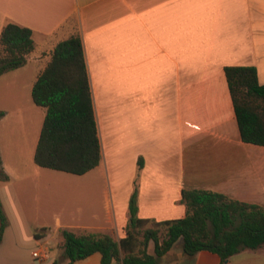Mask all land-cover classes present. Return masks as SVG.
Wrapping results in <instances>:
<instances>
[{"label": "crops", "instance_id": "obj_1", "mask_svg": "<svg viewBox=\"0 0 264 264\" xmlns=\"http://www.w3.org/2000/svg\"><path fill=\"white\" fill-rule=\"evenodd\" d=\"M9 21L31 28L36 47L23 66L0 75L5 111L0 122L14 106L20 116L22 102L30 117H45L32 99L33 84L59 41L76 32L83 40L102 160L82 175L58 179L78 202L70 207L73 216L84 219L83 224L58 220V229L124 237L135 187L139 217L159 221L185 216V189L264 205V145L242 140L225 74L226 66H254L264 84V0H0V36ZM0 153L9 175L0 180L4 209L9 217L11 205L23 218L11 183L15 176L29 177L6 164L1 143ZM54 171L35 170L37 204L44 187L38 180L55 176ZM8 226L0 264H31L21 254V228L12 227L11 243L5 242ZM177 243L160 264H221L215 252L189 256ZM56 249L54 260L61 255ZM64 259L59 264H68ZM72 264H102V255L95 252ZM225 264H264V246L234 254Z\"/></svg>", "mask_w": 264, "mask_h": 264}, {"label": "trees", "instance_id": "obj_2", "mask_svg": "<svg viewBox=\"0 0 264 264\" xmlns=\"http://www.w3.org/2000/svg\"><path fill=\"white\" fill-rule=\"evenodd\" d=\"M33 30L7 22L0 36V75L23 66L35 49ZM225 74L233 99L241 138L264 145V84L254 66H226ZM35 104L45 108L34 161L41 167L82 175L102 160V146L96 118L91 81L79 32L59 41L51 60L32 87ZM5 111L0 110V118ZM144 159H138L139 168ZM0 180H9L0 153ZM184 217L156 220L138 215L137 187L129 202L126 235L115 239L106 232H74L61 228L62 255L68 264L95 252L102 264L121 260L123 264H160L178 242L186 255L200 250L219 254L221 264L246 249L264 246V205L240 201L205 189H185ZM10 219L0 196V243ZM46 228L44 227L43 230ZM35 232L37 238L45 235ZM154 251L148 252L150 242ZM52 264H59L54 260Z\"/></svg>", "mask_w": 264, "mask_h": 264}, {"label": "rangeland", "instance_id": "obj_3", "mask_svg": "<svg viewBox=\"0 0 264 264\" xmlns=\"http://www.w3.org/2000/svg\"><path fill=\"white\" fill-rule=\"evenodd\" d=\"M38 65H40V63H36L35 66ZM26 105V103L22 102L20 106L22 109L20 116H17L15 112L18 106L12 107V113H10L9 117L0 122V143L3 148L6 164L11 169H14L19 175L26 174L29 177V179L27 178L26 180H23L18 176H15L12 179L11 185L14 190L17 191L21 205L20 207L24 211V217L22 218L20 214H18V211L16 212L12 209L11 205L9 206L8 214H10L9 219L11 224L7 229L8 241L5 242H7V244L11 243L12 227L21 228L24 232V236L22 237V239L24 238V241L22 242L21 254H23V257L28 262L31 264H50L54 260V253L57 250L56 248H61V251L59 250V254L61 255L57 256L56 260L62 262L65 260V257L62 255L63 250L60 243L63 241V237L60 229L57 228L58 220H60L63 224H83L84 219H78V216L76 215L73 216L72 209L70 207L78 204V202L76 203L74 200L69 199V187L62 184L59 185L57 182L58 179L65 178L66 176H69L68 178H70L77 177V175L57 170L54 172L59 175L55 174V176H52L45 174L42 179L38 180L39 183L41 182L42 187H44L40 189V192H38L40 199L37 204V190L35 188L37 180L34 173L36 169H41V166L35 163L34 154L44 116L42 119L40 118V120L37 118V115V117H30V112L26 110ZM36 108H38V110H42L45 114V109L42 106ZM46 183H52V189L48 188V184ZM6 196L7 199H9L7 193ZM48 205H54V211L46 212L45 208ZM17 208H19V206H17L16 209ZM38 208L42 209L41 213H37ZM102 211L103 210H101V212ZM57 216H59V219ZM44 227L46 228L45 230H43ZM35 232H40L39 234L44 232V237L46 238H42L41 241H37L34 236ZM82 232L83 230L78 233ZM40 245L54 248L49 249V258L41 260L33 256V251L39 249ZM180 245L181 242L178 241L176 247H180ZM149 248L151 252L154 251V244L152 241L150 242L148 249Z\"/></svg>", "mask_w": 264, "mask_h": 264}, {"label": "built area", "instance_id": "obj_4", "mask_svg": "<svg viewBox=\"0 0 264 264\" xmlns=\"http://www.w3.org/2000/svg\"><path fill=\"white\" fill-rule=\"evenodd\" d=\"M33 256L34 257H37L41 260H45L47 258H49V250L47 248H44V247H39V249L37 250H34L33 251Z\"/></svg>", "mask_w": 264, "mask_h": 264}]
</instances>
